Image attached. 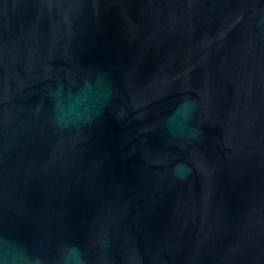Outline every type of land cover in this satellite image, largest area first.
I'll return each instance as SVG.
<instances>
[{"label":"water","instance_id":"water-1","mask_svg":"<svg viewBox=\"0 0 264 264\" xmlns=\"http://www.w3.org/2000/svg\"><path fill=\"white\" fill-rule=\"evenodd\" d=\"M71 249L264 264V0H0V264Z\"/></svg>","mask_w":264,"mask_h":264},{"label":"clouds","instance_id":"clouds-1","mask_svg":"<svg viewBox=\"0 0 264 264\" xmlns=\"http://www.w3.org/2000/svg\"><path fill=\"white\" fill-rule=\"evenodd\" d=\"M182 108L186 109L184 115L187 118L190 116L191 112L195 110V104L186 100ZM65 264H84V260L77 249H71L69 254L65 257Z\"/></svg>","mask_w":264,"mask_h":264}]
</instances>
